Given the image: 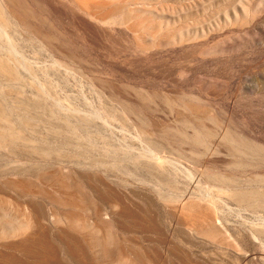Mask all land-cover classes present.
Here are the masks:
<instances>
[{
  "label": "rangeland",
  "instance_id": "rangeland-1",
  "mask_svg": "<svg viewBox=\"0 0 264 264\" xmlns=\"http://www.w3.org/2000/svg\"><path fill=\"white\" fill-rule=\"evenodd\" d=\"M0 264H264V0H0Z\"/></svg>",
  "mask_w": 264,
  "mask_h": 264
}]
</instances>
